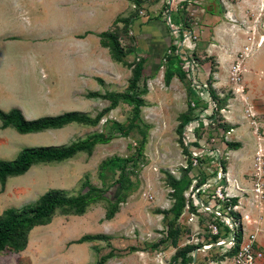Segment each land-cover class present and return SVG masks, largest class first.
Listing matches in <instances>:
<instances>
[{
  "label": "rangeland",
  "instance_id": "374dc122",
  "mask_svg": "<svg viewBox=\"0 0 264 264\" xmlns=\"http://www.w3.org/2000/svg\"><path fill=\"white\" fill-rule=\"evenodd\" d=\"M130 1L111 26L102 28L101 37L96 34L100 45L109 46L105 51H95L89 42L77 46L84 49L81 54H66L61 40L51 47L43 37L26 35L31 24L20 28L8 20L0 25L15 33L0 36L1 112L17 109L27 121L66 112L91 119L101 115L95 124L73 122L32 134H19L0 120V161H13L23 149H60L98 134L108 138L68 159L34 162L24 174L0 179V222L11 214L29 216L51 195H86L80 213L58 207L24 236L13 235L0 248V264H239L236 251L224 245L229 228L207 212L226 203L225 168L240 153L229 154L230 130L222 127L227 100L240 91L239 71L232 70L238 60L233 65V60L221 61L223 71L218 63V55L226 56L243 28L236 13L239 0H228L235 5L230 10L221 0ZM12 11L7 3L0 6L2 19ZM168 17L178 30L167 47L148 57L140 31L157 32L163 24L170 30ZM255 19L250 12L252 26ZM41 24L35 32L50 34L48 23ZM57 49L61 52L53 53ZM114 49L118 60L111 57ZM138 61L142 70L131 91ZM131 92L141 101L134 122L133 106L120 98L105 110L114 98ZM239 106L234 103L235 111ZM183 117L190 122L180 132ZM232 163L236 174L241 167ZM259 185V192L255 186L250 192L258 211L264 205ZM241 221L245 225L237 221L236 241L240 236L244 244L254 237L264 264V227L256 234L253 220ZM19 246L22 250H16Z\"/></svg>",
  "mask_w": 264,
  "mask_h": 264
},
{
  "label": "crops",
  "instance_id": "0c3cea01",
  "mask_svg": "<svg viewBox=\"0 0 264 264\" xmlns=\"http://www.w3.org/2000/svg\"><path fill=\"white\" fill-rule=\"evenodd\" d=\"M221 1L223 9L228 10L230 7H235L228 0ZM263 1L239 0L236 3V13L239 20L243 22V28H240L241 33L238 35L237 41H230L226 56L218 55L221 71H223L221 61L230 59L233 60L231 62L233 65L234 61L238 60L239 66L241 65L237 70L240 82L239 85H236L240 91L236 92L235 90L232 93V97L227 100L226 110L223 111V130L225 133L230 130L227 140L229 143L239 145L236 149L226 147L229 154L240 152L239 158L234 159V162L236 166L241 167L236 174L232 171L229 179L227 173L230 168L232 169L230 160L225 168L226 192L228 194L226 202L232 207L231 215L241 222L240 224L245 225L244 221H241L245 217L247 220L249 219V222L253 220L251 230L256 234L260 233V227H264V203L258 211L253 204V193L250 194L256 184L261 183V188L264 190V41L261 43V38H264V27L263 31L260 30L264 26L261 20L264 10ZM5 3L9 4L13 11L9 17L2 19L0 16V25L3 21L8 22V20L9 23H14L20 28L21 24L24 26L25 22L31 24L30 29L25 31L26 35L43 37L51 47L60 44L61 40L66 48V54L76 51L81 54L84 49L80 50L79 48L87 46L89 42L94 43L95 51H105L106 49L100 45V38L96 34H101L103 27L111 26L121 11L132 5L130 0H0V6ZM142 5L144 6L145 3L142 2ZM250 12L254 13L256 18L253 26L249 20ZM29 13L30 15L34 13L35 19H28ZM259 13H261L260 16ZM205 20L208 22V17ZM46 22L48 29L51 28V33L48 35L37 34L35 31L39 30V27L42 26L41 23ZM146 30L145 33L140 31V38L146 36L143 38L146 47L144 54L151 57L153 52L157 50L160 53L163 47L169 45V36H172L178 29H174L172 32L166 29L163 24L158 25L160 34L152 29ZM56 31L58 32L55 33ZM87 32L90 33L80 38ZM6 33L15 34L6 32L5 29L0 30V36ZM60 52V49H57L53 53L59 54ZM241 69L243 71H240ZM228 71L230 72V70ZM218 84L219 81L216 86ZM233 88L235 89V87ZM234 103L240 105L239 111H235ZM251 114L253 115L251 116ZM256 162H260V165ZM233 198L237 200L235 205L230 204V200ZM243 230H245L244 227ZM218 264H223V262L220 261Z\"/></svg>",
  "mask_w": 264,
  "mask_h": 264
},
{
  "label": "trees",
  "instance_id": "16d2710c",
  "mask_svg": "<svg viewBox=\"0 0 264 264\" xmlns=\"http://www.w3.org/2000/svg\"><path fill=\"white\" fill-rule=\"evenodd\" d=\"M104 34V33H103ZM102 33L99 35L101 37ZM102 47H109L104 43H101ZM114 60H118L120 53L117 49H114V53L111 54ZM139 62V61H138ZM142 65L140 62L132 70V79L129 84V89L131 91L135 88L136 75L141 72ZM170 77V75H168ZM120 98L125 103L133 106V116L132 122H134L139 115V108L141 106V101L137 99L136 95L131 92L130 95H123L114 98L111 101L110 106L105 110H110L114 107L117 99ZM100 113L96 115L95 118L91 119L85 115H79L76 112H66L60 116H46L38 118L36 120L27 121L23 118L20 111L17 109H11L8 113H3L0 111V120L3 126H11L19 134H32L46 129H57L64 125L78 122V123H89L95 124L100 118ZM190 120L187 117H183L180 122L179 128L180 132L186 126ZM108 140L103 134H98L85 141L77 142L64 148H32L21 150L16 158L11 162L0 161V179H4L8 176L21 175L28 171L30 166L34 162H51V161H61L68 159L77 152L88 151L93 145L98 142H105ZM226 146L230 149H236L239 147L235 143H226ZM109 166H115V162H111ZM86 195H82L76 198H65L59 195H51L47 197L40 206L35 208L29 216H16L11 214L6 220L0 222V248L13 236L17 237L24 236L26 229L38 224L43 219L47 218L56 208L62 206H68L75 209L76 212L80 213L85 205ZM236 199L230 200L231 205L236 204ZM178 211L176 212V215ZM111 217V213L107 215V218ZM87 238H82L80 241H85ZM23 246H19L16 250H22ZM234 251V250H233ZM96 264H103L102 261Z\"/></svg>",
  "mask_w": 264,
  "mask_h": 264
},
{
  "label": "built area",
  "instance_id": "2783aa9c",
  "mask_svg": "<svg viewBox=\"0 0 264 264\" xmlns=\"http://www.w3.org/2000/svg\"><path fill=\"white\" fill-rule=\"evenodd\" d=\"M167 21H168V26L170 30L173 31L174 27L170 25L169 17L167 18ZM203 120H205L207 124L211 123V118L210 119L203 118L202 122ZM221 172H222V168L219 167L217 174ZM259 187L260 185L256 184L254 191L259 192ZM197 192L198 190H196V193ZM225 202H226V199H225ZM207 212H209L211 216L214 217L215 219L222 220L223 224L229 228L228 239L224 241V245L229 248L228 251H230L231 249L236 251V256L234 257L239 264H260V261L263 258V254L257 251V249L254 247V239H253L254 237H252L251 239H248L247 242L244 244L241 243L240 236H239L238 242L236 241V237H237L236 226L239 227V232H238L239 234L240 225L239 223H237V220H235L234 217L231 215L232 207L227 205V202L224 205H222L221 210L217 208L214 209L213 207H207ZM246 218L247 217H245V219ZM213 230H214L213 234L215 235L217 233L215 227H213ZM222 233L224 234V232ZM217 245H221V243H218Z\"/></svg>",
  "mask_w": 264,
  "mask_h": 264
},
{
  "label": "bare ground",
  "instance_id": "6f19581e",
  "mask_svg": "<svg viewBox=\"0 0 264 264\" xmlns=\"http://www.w3.org/2000/svg\"><path fill=\"white\" fill-rule=\"evenodd\" d=\"M259 5V4H258ZM229 19H230V17H229ZM231 20V19H230ZM263 41H264V38L262 37L261 38V43H263ZM258 47V46H257ZM251 50V49H250ZM241 62V61H240ZM241 66V65H240ZM239 66V64L236 66V67H234L233 68V71L234 72H237V70H238V68L240 67ZM161 76V72H159V74H158V77H160ZM216 78H218L217 76H216ZM28 116H25L24 115V118H27ZM232 161H234L233 159H231V163H232ZM233 164V163H232ZM231 167V166H230ZM231 173H232V169L230 168L229 170H228V173H227V177H228V179H229V176L231 175ZM236 187V186H235ZM243 206V205H242Z\"/></svg>",
  "mask_w": 264,
  "mask_h": 264
}]
</instances>
